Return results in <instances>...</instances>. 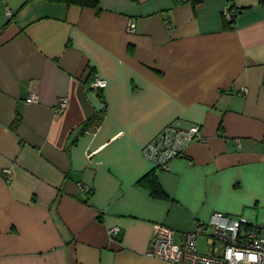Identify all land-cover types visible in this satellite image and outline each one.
Masks as SVG:
<instances>
[{
    "label": "crops",
    "instance_id": "crops-1",
    "mask_svg": "<svg viewBox=\"0 0 264 264\" xmlns=\"http://www.w3.org/2000/svg\"><path fill=\"white\" fill-rule=\"evenodd\" d=\"M98 1L0 0V264H173L147 253L156 226L213 212L264 232L260 1ZM172 121L203 139L157 169L141 150Z\"/></svg>",
    "mask_w": 264,
    "mask_h": 264
},
{
    "label": "built area",
    "instance_id": "built-area-1",
    "mask_svg": "<svg viewBox=\"0 0 264 264\" xmlns=\"http://www.w3.org/2000/svg\"><path fill=\"white\" fill-rule=\"evenodd\" d=\"M7 14H11L9 10ZM234 14V10L225 9L223 16L229 21ZM134 31L135 22L129 21L127 32ZM89 86L99 97L106 80L95 77ZM37 100L38 95L34 93L26 98L27 102ZM67 105V97H61L54 108L55 113H62ZM202 139L198 125L183 128L172 121L150 139L141 152L157 169L168 170L170 162L179 157L188 144ZM235 142L239 143V139H235ZM80 189L89 192L86 185H80ZM117 232V226L108 229L112 238ZM198 235L206 236L207 253L197 250ZM147 253L173 264H264V234L262 226L251 223L242 215L213 212L206 222L196 225L177 240L170 228L157 225Z\"/></svg>",
    "mask_w": 264,
    "mask_h": 264
},
{
    "label": "trees",
    "instance_id": "trees-1",
    "mask_svg": "<svg viewBox=\"0 0 264 264\" xmlns=\"http://www.w3.org/2000/svg\"><path fill=\"white\" fill-rule=\"evenodd\" d=\"M27 1H29V0H27ZM48 1L64 2L67 5H77L80 7L92 8L96 12V14L100 12V6H99L98 0H48ZM259 1L264 8V0H259ZM224 21H225L224 23L226 25H229L232 22V20H229V21L224 20ZM99 97H101V93L99 94ZM102 102L104 103L103 100H102ZM104 110L105 109L102 108L96 115H94L93 117L88 119L84 123L83 130L95 128L98 125L99 121L102 119V116L104 114ZM145 178L147 180H149V185H150V190H151L152 195L157 196V197L164 196V192L162 191L161 187L159 186V184L156 181L152 180L151 177H149V176H147Z\"/></svg>",
    "mask_w": 264,
    "mask_h": 264
},
{
    "label": "rangeland",
    "instance_id": "rangeland-1",
    "mask_svg": "<svg viewBox=\"0 0 264 264\" xmlns=\"http://www.w3.org/2000/svg\"><path fill=\"white\" fill-rule=\"evenodd\" d=\"M263 234H264V232H263ZM197 248H198L199 252H201V253H207V251H208V245H207V242H206V239L205 238H203V237H199L198 238Z\"/></svg>",
    "mask_w": 264,
    "mask_h": 264
},
{
    "label": "snow or ice",
    "instance_id": "snow-or-ice-1",
    "mask_svg": "<svg viewBox=\"0 0 264 264\" xmlns=\"http://www.w3.org/2000/svg\"><path fill=\"white\" fill-rule=\"evenodd\" d=\"M253 259H255V257H253Z\"/></svg>",
    "mask_w": 264,
    "mask_h": 264
}]
</instances>
